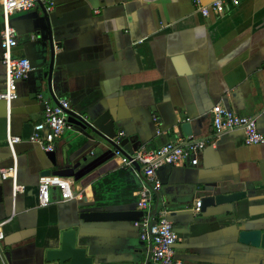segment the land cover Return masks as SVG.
I'll use <instances>...</instances> for the list:
<instances>
[{"label":"crops","instance_id":"crops-1","mask_svg":"<svg viewBox=\"0 0 264 264\" xmlns=\"http://www.w3.org/2000/svg\"><path fill=\"white\" fill-rule=\"evenodd\" d=\"M225 1V12L207 17L193 0H57L51 10L40 4L11 15L18 42L13 55L28 57L33 70L18 82L10 121L0 99V264H50L46 250L69 228L77 229L78 243L97 264H144L150 254L136 222L80 217L88 210H142L139 192L148 185L142 166L124 165L105 141L77 126L56 140L53 165L29 141L44 119L39 94L52 103L67 98L108 140L125 132L140 147L182 144L189 137L178 127L190 125L206 147L162 165V187L150 203L173 222L177 257L182 264H264V250L238 241L239 225L264 227V144H247L242 129L217 132L212 113L220 104L254 117L264 132V0ZM3 25L0 5V92ZM9 131L22 137L16 157ZM15 164L23 188L16 197L13 180L1 171ZM46 169L50 175L42 174ZM45 180L53 183L43 207L39 186ZM55 182L69 184L73 198L63 199ZM206 183L239 198L202 204L196 213Z\"/></svg>","mask_w":264,"mask_h":264},{"label":"built area","instance_id":"built-area-1","mask_svg":"<svg viewBox=\"0 0 264 264\" xmlns=\"http://www.w3.org/2000/svg\"><path fill=\"white\" fill-rule=\"evenodd\" d=\"M233 4H239V0H231ZM57 0H0L2 14L4 18L3 30L1 33L2 62L5 66V88L0 92V99L6 101L10 121L11 103L18 98V82L27 77L32 71V64L28 57H15L13 51L18 45L16 37V28L11 23V15L16 12L30 10L37 5H43L48 10L54 8ZM194 5L203 16H209L212 12L221 14L229 8L225 0H214L208 4L202 0H193ZM38 97L42 100L44 106V119L34 125L33 132L29 141L39 145L45 151L56 150V140L71 125L68 123V111H74L71 102L67 98H58L55 103L46 100L41 94ZM213 125L217 132L224 130L242 129L245 133L247 144H264V132L258 128L257 120L254 117L241 116L236 112L218 104L213 107ZM125 132H120L113 138L115 147L114 155L119 157L126 166L135 167L138 163L143 167L144 174L147 177L148 185L144 186L139 192V207L144 211V216L137 225L142 227L141 239L150 244V254L148 264H182L177 257L175 245L179 239V234L168 218L167 211H158L153 215V208L150 204L154 194L159 192L162 187V181L158 176V170L165 163H179L188 158L192 153H200L205 147L204 140H197L190 137L188 141L180 143H167L158 148L139 147L130 155H125L121 146V139ZM22 141V137L12 134L7 135V142L14 157L15 145ZM3 178L13 180V195L16 197L22 187L17 184L18 169L17 164L12 168L2 169ZM53 182L43 181L39 186L40 206H47L51 202L49 186ZM61 188L63 199L73 198L69 184L64 182H55ZM202 201L197 200L194 211H201ZM5 222L0 223V240L4 239L3 229ZM147 261L144 263L146 264Z\"/></svg>","mask_w":264,"mask_h":264},{"label":"water","instance_id":"water-1","mask_svg":"<svg viewBox=\"0 0 264 264\" xmlns=\"http://www.w3.org/2000/svg\"><path fill=\"white\" fill-rule=\"evenodd\" d=\"M53 55H51V60ZM52 62V61H51ZM32 64V63H31ZM33 68V65H32ZM33 70V69H32ZM44 76L49 77L48 72H45ZM69 116L67 118L68 123L73 127L77 126L82 131L88 133V129L91 130L92 138L100 140L110 147L112 152L115 147V143L112 140H108L106 135L101 132L92 122L88 121L86 117L80 112L68 111ZM179 133L183 137H193L192 127L188 124L180 125ZM115 137V136H114ZM113 137V138H114ZM121 146L123 150H127L130 154L136 151L139 147V141L136 136H124L121 139ZM48 159L53 165L57 166L56 151H46ZM135 164V168L137 167ZM143 169V167H142ZM43 175H50L51 170L46 169L42 172ZM213 186L215 184L206 183L203 196L201 198L204 207L213 206L231 200H236L239 197L237 195L217 194ZM202 211V207H201ZM200 211V212H201ZM157 209L153 210V215H156ZM144 216L143 210H88L83 211L80 217L85 222H138ZM238 241L244 245L260 248L264 250V227H241L239 225ZM45 259L48 263L54 264H97L92 254H90L88 248L78 243V231L76 228H69L62 232L61 240L58 246L51 247L45 252ZM149 256L147 259L148 264Z\"/></svg>","mask_w":264,"mask_h":264}]
</instances>
